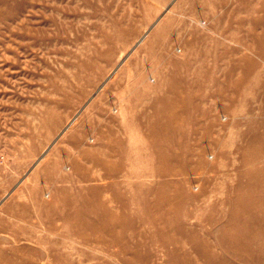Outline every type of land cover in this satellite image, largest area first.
<instances>
[{
  "label": "rangeland",
  "instance_id": "rangeland-1",
  "mask_svg": "<svg viewBox=\"0 0 264 264\" xmlns=\"http://www.w3.org/2000/svg\"><path fill=\"white\" fill-rule=\"evenodd\" d=\"M4 1L3 255L247 264L220 240L234 234L226 200L244 195L252 174L245 152L264 138V0ZM211 123L202 142L200 126ZM172 124L193 154L174 160L181 174L161 177L154 140ZM80 221L109 228L84 239Z\"/></svg>",
  "mask_w": 264,
  "mask_h": 264
},
{
  "label": "bare ground",
  "instance_id": "bare-ground-1",
  "mask_svg": "<svg viewBox=\"0 0 264 264\" xmlns=\"http://www.w3.org/2000/svg\"><path fill=\"white\" fill-rule=\"evenodd\" d=\"M2 3H5V1L0 0V4ZM202 24L204 25L205 23ZM144 38L140 39L139 42H142ZM197 85V90H199L200 92L203 87L202 85ZM215 92L217 94H221L222 91L221 89H217ZM206 113L207 112L203 110L201 112L200 118L203 117V115L205 116ZM172 126L173 124L168 127L169 130L166 132V136L162 140H154V148L157 154L155 156L156 162L162 161V163H160V165L156 168L157 171H155V173H157L161 177H173L181 174V172H183V169L178 168L176 166V163H174V160L179 162L180 157L185 156L187 158L193 154V150L191 148H188L187 145L184 144L185 142L182 144V146H180L178 145L176 140L173 139L174 135L171 134ZM200 127L201 136H199V138L202 139V142H208L212 138L210 130L212 128V123L205 126L201 125ZM263 139L264 138L260 137V135H256L252 140L251 148H248L245 152L244 162L252 164V174L249 173L250 179L248 180L247 185H245V187L241 186L238 189L240 190L246 188V193L244 195L240 193L239 196L237 195L235 198H228L226 200L235 204H232V206L234 207V211L230 218L232 219L231 225L234 228V234L229 237L227 242L222 243L220 240V246L225 248L232 247L236 253L241 254L240 256L244 257V261H246L247 264H264V238L262 237L260 231L254 228L253 224V222H260L259 214L261 211L264 212V166L259 167L257 165L260 160L264 157V147H262L264 145L262 143ZM204 153L205 145H203L200 149V157L196 164L197 168H201L206 164ZM211 156L214 157L213 154ZM188 170L193 169L188 168ZM185 172L188 173V171ZM246 194L248 195L244 197ZM163 198L167 200L169 199V197L166 195ZM257 203H259V206L257 205ZM237 206L239 208L235 210V207ZM80 224V226L75 227L74 233L79 236L82 235L84 239L89 238V233L87 232L88 230L97 235L104 231L106 229L105 227H108L106 224L103 226H96L93 223L87 224L86 222L82 223L81 221ZM103 228L105 229L103 230ZM50 262L54 264H68L69 258L53 256ZM0 264H27V262L25 263L22 259L18 262V258L13 256L6 257L0 250Z\"/></svg>",
  "mask_w": 264,
  "mask_h": 264
}]
</instances>
